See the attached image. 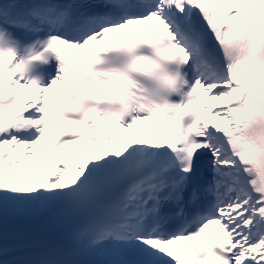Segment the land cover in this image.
Returning <instances> with one entry per match:
<instances>
[{
  "label": "snow or ice",
  "instance_id": "snow-or-ice-1",
  "mask_svg": "<svg viewBox=\"0 0 264 264\" xmlns=\"http://www.w3.org/2000/svg\"><path fill=\"white\" fill-rule=\"evenodd\" d=\"M0 264H264V0H0Z\"/></svg>",
  "mask_w": 264,
  "mask_h": 264
},
{
  "label": "bare ground",
  "instance_id": "bare-ground-1",
  "mask_svg": "<svg viewBox=\"0 0 264 264\" xmlns=\"http://www.w3.org/2000/svg\"><path fill=\"white\" fill-rule=\"evenodd\" d=\"M209 103H214V104H217V105H219L220 104V102L219 101H208ZM212 119V118H211ZM133 139V137H131V140ZM94 153V152H93ZM42 169V167H40L39 168V170H41ZM65 176L66 177H74L75 176V173H71V172H69V174H67V173H65Z\"/></svg>",
  "mask_w": 264,
  "mask_h": 264
}]
</instances>
